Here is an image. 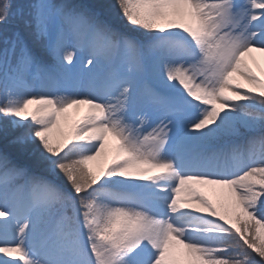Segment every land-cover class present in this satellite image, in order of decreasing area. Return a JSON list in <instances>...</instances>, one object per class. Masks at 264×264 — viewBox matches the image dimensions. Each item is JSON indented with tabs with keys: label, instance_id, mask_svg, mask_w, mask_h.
Masks as SVG:
<instances>
[{
	"label": "snow or ice",
	"instance_id": "obj_1",
	"mask_svg": "<svg viewBox=\"0 0 264 264\" xmlns=\"http://www.w3.org/2000/svg\"><path fill=\"white\" fill-rule=\"evenodd\" d=\"M253 53L264 0H0V264H264Z\"/></svg>",
	"mask_w": 264,
	"mask_h": 264
},
{
	"label": "rangeland",
	"instance_id": "obj_2",
	"mask_svg": "<svg viewBox=\"0 0 264 264\" xmlns=\"http://www.w3.org/2000/svg\"><path fill=\"white\" fill-rule=\"evenodd\" d=\"M92 1V3L90 2ZM87 0L88 3H91V4H102V3H105L107 2V0ZM252 55L256 56V57H261L262 55L264 54H261V53H253ZM77 73L80 74L81 76H83L84 78H87L89 75H91V73H89L88 69L86 66H78V68L76 69ZM97 73L102 71L100 69H97L95 70ZM79 114H82V111L81 113ZM77 114V115H79ZM203 191H205L208 195L212 196L213 199H216V195L215 193L212 191V189L210 187H204L203 188Z\"/></svg>",
	"mask_w": 264,
	"mask_h": 264
},
{
	"label": "trees",
	"instance_id": "obj_3",
	"mask_svg": "<svg viewBox=\"0 0 264 264\" xmlns=\"http://www.w3.org/2000/svg\"><path fill=\"white\" fill-rule=\"evenodd\" d=\"M90 1V0H89ZM83 2L88 3L87 0H83ZM92 3V1H90ZM13 25H9V28H11Z\"/></svg>",
	"mask_w": 264,
	"mask_h": 264
}]
</instances>
